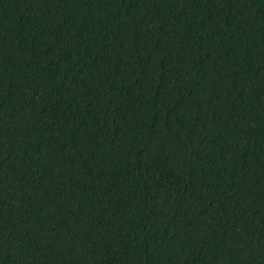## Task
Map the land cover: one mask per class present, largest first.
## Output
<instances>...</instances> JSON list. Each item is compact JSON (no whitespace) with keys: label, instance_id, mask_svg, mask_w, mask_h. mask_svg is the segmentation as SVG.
Wrapping results in <instances>:
<instances>
[{"label":"trees","instance_id":"16d2710c","mask_svg":"<svg viewBox=\"0 0 264 264\" xmlns=\"http://www.w3.org/2000/svg\"><path fill=\"white\" fill-rule=\"evenodd\" d=\"M0 264H264V0H0Z\"/></svg>","mask_w":264,"mask_h":264}]
</instances>
